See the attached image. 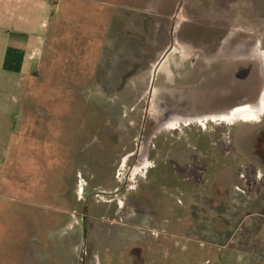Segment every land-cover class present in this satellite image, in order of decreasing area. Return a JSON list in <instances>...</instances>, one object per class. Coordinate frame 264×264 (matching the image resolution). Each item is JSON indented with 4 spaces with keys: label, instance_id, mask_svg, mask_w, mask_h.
Listing matches in <instances>:
<instances>
[{
    "label": "rangeland",
    "instance_id": "374dc122",
    "mask_svg": "<svg viewBox=\"0 0 264 264\" xmlns=\"http://www.w3.org/2000/svg\"><path fill=\"white\" fill-rule=\"evenodd\" d=\"M75 1L78 7H67L53 19L40 73L12 75L20 85L6 87L0 81V101L9 107L6 122H0V203L11 215L9 227L0 224V264H34L33 259L41 264H264V98L258 105L232 109L242 83L235 66L260 65V53L264 59V0H228L235 7L227 31L231 36L226 52L215 56L179 41L165 53L174 25L175 33L178 28L185 35L213 33L194 27L200 23L193 18L197 9L205 7L198 2L183 0L178 13L180 0ZM127 39L139 45L133 64L119 58ZM241 44L247 53L240 59ZM195 53H201L199 62L190 68ZM223 60L232 66L231 74L204 67L227 66ZM32 102L30 114L49 113L50 128L46 121L32 133V122L24 126L21 109ZM230 109L223 118L204 120ZM44 127L54 134L51 152L42 150L38 133ZM99 144L103 165L114 173L109 179L107 172L101 174L100 182L116 179L118 193L87 195L94 189L78 173L84 192L79 185L77 194L88 196L89 209L98 205L96 215L89 212L83 222L82 203L68 226L70 217L59 219L51 210L47 214L55 220L49 229L33 231L32 224L45 219L43 202L54 199L43 197L44 188L46 193L48 188L58 194L68 190L83 168L79 159ZM209 147L213 153L206 155ZM194 161L210 169L197 170L194 179L180 184L175 201L153 202V209L163 207L147 223V203L139 204L147 191L171 193L177 173L169 166L184 167L182 173L189 174L187 164ZM165 179L171 185H162ZM47 243L50 252L36 250Z\"/></svg>",
    "mask_w": 264,
    "mask_h": 264
},
{
    "label": "crops",
    "instance_id": "0c3cea01",
    "mask_svg": "<svg viewBox=\"0 0 264 264\" xmlns=\"http://www.w3.org/2000/svg\"><path fill=\"white\" fill-rule=\"evenodd\" d=\"M115 1V0H112ZM117 4H119L117 2ZM73 8L78 7L77 2L74 0H59L58 2H54L52 0H0V81H3V84L7 87L6 84L8 83H14L16 85H20L18 81L15 82L12 75L15 74H22V75H35V73L38 75L40 71H38L39 65L41 66V61L43 58L47 57V39L49 35V31L52 26L53 19L55 15L64 10L65 8ZM33 78V77H32ZM21 80H23V76H21ZM14 81V82H13ZM32 89L34 87H31ZM1 89V86H0ZM31 103V102H30ZM29 103V104H30ZM25 104L22 106L21 111V117L24 122V126L26 123L32 122V131H36L38 128L37 125L41 123V121L47 122V128H50V114H39L35 111L36 115L35 118L30 112H32V106L34 105V102H32V105ZM9 114V107L8 104L2 103L0 101V122L4 121L6 122V117H8ZM40 117V118H39ZM37 118L39 120H37ZM23 126V127H24ZM45 130V127H44ZM40 130L41 132L38 133V135L42 136V139L44 141V148L42 150L51 152L53 150V141L50 142V135H54L53 132L50 133L49 130ZM23 132L24 137L26 135H29V132L27 130ZM6 135H8V130L6 132ZM4 134V136H6ZM31 137V136H30ZM32 138V137H31ZM54 138V137H53ZM33 143L35 142L32 138ZM39 147V146H38ZM37 148V146H34L33 149ZM41 148V147H40ZM184 149V148H182ZM176 153L178 151H175ZM203 152L208 155L212 154V147H209L207 150H203ZM104 153L105 151L100 146V144L96 147H91L90 151L87 152V155L84 159V161H80L79 165H83V168H79L78 171L73 175L74 182L72 186L64 191L61 194H58L54 188L50 189L48 188L46 193L45 189V195L43 197L46 199L47 196L51 195L54 197L52 199L53 202H43L44 203V221H33L32 224V230L38 231L39 227H43L44 232H46L49 227L52 220H55V215L51 216L52 213L47 214L49 211L53 210V212H56L60 217L65 220L66 217L69 219V221H66V225L71 226L72 221L71 220V213L73 211L77 210V206L84 204V208L82 211V218H84L83 222L87 220L89 217V212L91 216L96 215L95 212L98 209V205H94L91 209L88 207V201L90 200L88 196L79 197L77 194V186L78 184V173H80L81 178H86L90 180L89 186L92 188L93 191H91L87 195L93 194L96 192H104L106 194H117L119 191V183L116 179L111 178L109 183L102 184L100 182V176L101 174H105L107 172V178L114 176V173L112 171L111 167H107L106 165H103L104 163ZM109 155V153H107ZM108 160H111L110 163L113 162V155L111 154V157H107ZM106 159V160H107ZM104 166L107 167V169H104ZM84 169L85 175L82 173V170ZM82 173V174H81ZM164 184L167 186V179L164 180ZM57 183V182H56ZM163 183V182H161ZM160 183V184H161ZM175 186L172 187L171 193H152L151 190L147 191V196L145 197V201H147V212H145V217H147V223L149 222L151 217L159 216L160 215V208L159 209H153L152 203L154 202H168V201H175L179 194L177 192L178 187L180 184L175 182ZM185 183L183 181L181 184ZM58 184V183H57ZM21 186L24 189V183L19 184L17 183L16 186ZM169 185H171L169 183ZM193 185V184H192ZM34 186V187H33ZM33 189L38 188L37 184H33ZM83 187L82 192H84V184L82 183ZM42 189V188H41ZM98 189H102L97 191ZM188 191V190H187ZM85 194V193H84ZM2 194H0L1 197ZM36 197V196H34ZM18 199H22L21 197H17ZM5 204L0 203V224L1 227L8 226V220L11 215L8 213V211L5 209ZM155 206V205H154ZM168 206L167 204H164V207ZM40 208V206H37ZM147 213V214H146ZM159 213V215H158ZM115 216H117V212L114 213ZM104 215V214H103ZM92 216V217H93ZM113 216V217H115ZM141 215H139L140 217ZM34 217V216H33ZM53 217V219H52ZM137 218V216H133ZM124 224V223H123ZM12 225V224H11ZM121 223L117 222L115 226H120ZM132 225H141L138 222H133ZM215 225V222H214ZM113 226V225H112ZM124 226V225H123ZM40 247L42 249H47L50 252V245L47 243V246L45 244L38 245V250ZM75 247V246H74ZM39 251V250H38ZM34 264H41L39 259L34 261Z\"/></svg>",
    "mask_w": 264,
    "mask_h": 264
},
{
    "label": "flooded vegetation",
    "instance_id": "af4514ba",
    "mask_svg": "<svg viewBox=\"0 0 264 264\" xmlns=\"http://www.w3.org/2000/svg\"><path fill=\"white\" fill-rule=\"evenodd\" d=\"M191 1L193 3L198 2V7L200 5L205 6V7H203V9H202V7H201V9H197L198 10L197 15H195L193 18H196V17H198V19L200 18L199 19L200 23L195 24L194 27L200 26L204 30H209V31H212L213 33L208 35V36L205 34L199 35V34H196L195 32L192 35H185L184 33H182L181 28L180 29L178 28V30L176 29L177 33H175L174 32L175 25H174L172 27V30L169 33L170 34V44H167L168 46H166L167 47L166 52H165L166 55L170 51L173 50L174 45L176 44L177 41H179L178 43L181 42L184 45H186L187 47H190L191 49L200 50L201 53L203 55H206V56H215V55H218V54L223 53V52L225 53L226 51H223V48L225 47V44H226L229 36H231L230 32L227 33V31H229L232 27V24H231V22H232V9L235 7H232L228 0H225V2H219L216 0H191ZM182 5H183V3H182ZM182 7H181V9H182ZM180 10L178 11V13L180 12ZM206 14H208L207 17H205ZM194 22H195V20H194ZM225 22H227V23H225ZM172 31H173V33H172ZM180 31H181V33H180ZM239 35L241 36L240 33H239ZM243 46H244L243 44L239 45L240 50L239 51L236 50L238 57L236 56L237 54L235 55V57L241 59L242 57L245 56V54L247 52H245L246 48H244ZM205 47H206V49H209V50H206ZM258 53L259 52L257 51L256 54L258 55ZM200 54L195 53L194 57H192V59L190 60V65H187V66L190 68H197L196 66L199 62L198 59L200 57ZM259 56L261 57L260 65L250 63L247 66H245L243 62H239V65L235 66L236 70L234 71V75H236L241 80L242 83L240 84V89H238L239 91H238L237 97H234L232 99V101L236 100V103H237V105L235 107H233L232 109L237 108V107H246V106L258 105L263 100V98H264V59H263V56L261 55V53L259 54ZM223 62L225 65H227L224 60H223ZM187 66H185V67H187ZM198 67H200V66H198ZM204 67H207V68L216 67V68L221 69L224 72H227L230 74H231V69H232V66L228 67V65L227 66H224V65H218V66L217 65L216 66L206 65ZM239 72H244V74L239 75ZM153 86H154V84H153ZM232 109L225 111V112L210 114L207 116L204 115L205 117H207V119H204V120H208V121L210 119L213 120L214 117L215 118L216 117L223 118V117H225V115H228V113H230ZM263 115L257 116L255 118L256 121L257 122L260 121L261 117ZM178 116L179 115H175V117H171L170 119H172V118L177 119ZM195 116H199V115H195ZM167 123H168V120L165 121L163 123V125H166ZM186 146L189 147L190 143L185 144V147ZM251 149H252V147H251ZM196 151H197V149H196ZM229 151L230 150L225 151L224 156L229 154ZM253 151L255 152V147H254ZM257 154H259V153L257 152ZM260 157H261V155H260ZM203 163L204 162L200 163L201 166L203 165L202 169H204L205 171H208L210 169V167L206 166L205 163H204L205 164L204 165ZM183 168L184 167H182V169ZM187 170H190L192 173H190V171H189V174L187 173V171H185V173H182V172L177 173V177L175 180L178 184H181L183 181L188 182V181H191L192 179H194V177L197 175L196 171L200 170L199 162L194 161V162H191L190 164H187Z\"/></svg>",
    "mask_w": 264,
    "mask_h": 264
},
{
    "label": "trees",
    "instance_id": "16d2710c",
    "mask_svg": "<svg viewBox=\"0 0 264 264\" xmlns=\"http://www.w3.org/2000/svg\"><path fill=\"white\" fill-rule=\"evenodd\" d=\"M123 43H125L126 45L124 46V47H127L126 49V51H124V52H122V53H120V56H119V58H121L120 59V62H122L123 60H128L127 61V63H130V64H133V59L134 58H137V57H140V53H139V51L137 50L138 49V46L139 45H137V42H135V41H133V40H129V39H127V40H123ZM119 45H118V42H117V48L119 49V47H118ZM136 47H137V49H136ZM137 50V51H136ZM145 50V49H144ZM119 51V50H118ZM121 51V50H120ZM136 51V52H135ZM175 167V168H174ZM170 168V170H171V173H172V170H175L176 171V173H181L183 170H182V168L181 167H176V166H173V168H171V166L169 167ZM200 169H202V168H200ZM204 170V169H203ZM174 176H175V174H174ZM170 179V178H169ZM174 181H175V179H174ZM141 202H143V203H147V201H145V198H144V201H140L139 202V204H142ZM147 205V204H146Z\"/></svg>",
    "mask_w": 264,
    "mask_h": 264
},
{
    "label": "water",
    "instance_id": "95a60500",
    "mask_svg": "<svg viewBox=\"0 0 264 264\" xmlns=\"http://www.w3.org/2000/svg\"><path fill=\"white\" fill-rule=\"evenodd\" d=\"M182 3H183V0H181L180 1V3H179V5H178V10H177V12L181 9V7H182ZM172 33H173V31H172ZM160 63V62H159ZM155 77V76H154ZM155 79V78H154ZM154 79H153V82H152V86H151V92L153 91V84H154Z\"/></svg>",
    "mask_w": 264,
    "mask_h": 264
},
{
    "label": "built area",
    "instance_id": "2783aa9c",
    "mask_svg": "<svg viewBox=\"0 0 264 264\" xmlns=\"http://www.w3.org/2000/svg\"><path fill=\"white\" fill-rule=\"evenodd\" d=\"M52 1H54V2H58L59 0H52ZM80 185L82 186V181H80ZM80 189H81V192H82V187H80Z\"/></svg>",
    "mask_w": 264,
    "mask_h": 264
},
{
    "label": "bare ground",
    "instance_id": "6f19581e",
    "mask_svg": "<svg viewBox=\"0 0 264 264\" xmlns=\"http://www.w3.org/2000/svg\"><path fill=\"white\" fill-rule=\"evenodd\" d=\"M157 66H158V65H157ZM157 66L155 67L154 76H155L156 70H157V68H158ZM254 109H255V108H254ZM244 113H245V112H244ZM228 114H229V113H228ZM244 115H245V114H244ZM247 115H248V113H247ZM225 116H226V115H225ZM254 117H255V116H254ZM249 118H250V117H249Z\"/></svg>",
    "mask_w": 264,
    "mask_h": 264
}]
</instances>
